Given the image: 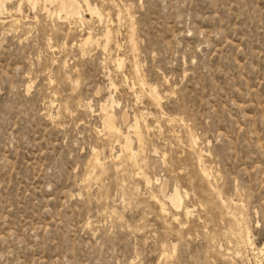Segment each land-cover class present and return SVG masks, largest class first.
Wrapping results in <instances>:
<instances>
[{
	"label": "rangeland",
	"instance_id": "1",
	"mask_svg": "<svg viewBox=\"0 0 264 264\" xmlns=\"http://www.w3.org/2000/svg\"><path fill=\"white\" fill-rule=\"evenodd\" d=\"M78 1L0 16V264H264V0Z\"/></svg>",
	"mask_w": 264,
	"mask_h": 264
},
{
	"label": "bare ground",
	"instance_id": "2",
	"mask_svg": "<svg viewBox=\"0 0 264 264\" xmlns=\"http://www.w3.org/2000/svg\"><path fill=\"white\" fill-rule=\"evenodd\" d=\"M21 1H24V0H21ZM29 2H31V3H33V5H36V4H38V3H42L43 5H44V7L46 8V6H47V3H55L56 5H57V10L55 11V12H57L59 15L60 14H62V13H64L65 14V16H66V18H67V16L70 14V15H72V16H77L80 20H81V22H83L84 21V18H83V15H82V12H81V6H80V3H79V1L78 0H28ZM8 2H11V0H0V16L2 15V14H7V13H9L10 11H9V8L7 7L8 5ZM83 2L85 3V5H86V7H87V9H88V11L91 13V15H97L99 18H101L102 17V14H101V12L100 11H98L96 8H93L92 6H91V4H90V2H89V0H83ZM18 12H20L21 11V7L17 10ZM0 19H1V17H0ZM18 20V19H17ZM13 21H16V20H13ZM0 22H1V20H0ZM18 21H16V23H17ZM106 34H104V42H105V45H104V48H106L107 49V47H108V45L110 44V42L112 41V39H113V33H112V30H109V31H107V32H105ZM98 43V41H95L94 40V38H93V36H92V34L90 33L85 39H83V40H81L80 41V43H79V46H81V49H85V48H87L89 45H91V47H92V44L94 43ZM116 42V41H115ZM134 43V42H133ZM93 44V45H94ZM119 44V43H118ZM117 44V45H118ZM135 45V44H134ZM135 48V47H134ZM84 53H86L85 51H84ZM123 60L122 59H120V58H116V62L118 63V65L121 67V65H122V62ZM115 62V63H116ZM116 65V64H115ZM138 68H139V65L137 66ZM119 68V67H118ZM135 69H137L136 67H135ZM136 72H137V70H136ZM135 72V73H136ZM139 73V72H138ZM141 76V75H140ZM138 78V77H137ZM143 79V78H142ZM144 80V79H143ZM144 82V81H143ZM142 82V83H143ZM141 83V84H142ZM143 85V84H142ZM143 86H145V85H143ZM149 86V85H148ZM147 86V87H148ZM146 87V88H147ZM150 89H151V86H150ZM145 91H148L149 93H150V90H145ZM153 91H154V93H155V95L158 97V98H162L161 97V95H160V93L157 91V88H153ZM147 92V93H148ZM148 93V94H149ZM149 96H151L150 94H149ZM153 98V97H152ZM159 99V100H160ZM161 101V100H160ZM158 103H159V101H157ZM114 104H115V102H112L111 103V106H114ZM88 105V104H87ZM158 106H159V104H158ZM161 106V105H160ZM159 106V107H160ZM88 107V106H87ZM109 103L108 104H106V105H101V109L104 111L103 113H104V118H103V120H104V122H103V126H104V130H105V132H106V134L108 135V136H110V137H114V136H116V137H118V139L120 140L122 137H124V132H123V130L121 129V127L117 124V122H116V118H115V115H114V113H112L111 112V110H109ZM142 116V115H141ZM136 118V117H135ZM122 119H123V122L124 121H126L127 120V115H126V113H123L122 114ZM139 119H140V117H139ZM139 119H135V123H134V125L133 126H130L131 127V129H133L134 131H135V134H136V138H137V140H139V143L141 144L142 142H143V136H142V133H141V119L139 120ZM144 119V118H143ZM173 120V119H172ZM128 121V120H127ZM176 121V120H175ZM145 127L147 128V129H149L150 127L149 126H147L146 124H145ZM103 130V131H104ZM145 130V129H144ZM147 131V130H146ZM134 133V132H133ZM134 134V135H135ZM105 135V134H104ZM143 135H145V134H143ZM132 137V136H131ZM194 137V136H193ZM125 138V137H124ZM123 139V138H122ZM121 139V140H122ZM131 139V138H130ZM145 139V138H144ZM120 140V141H121ZM193 141H195V140H193ZM191 142V141H190ZM197 142V141H196ZM129 144V143H128ZM127 144V146H129ZM144 144V143H143ZM130 146H131V143H130ZM142 146V145H141ZM193 146V145H192ZM195 147V146H194ZM197 147V146H196ZM196 147L194 148V149H196ZM122 149H123V147H121ZM126 148V147H125ZM124 148V149H125ZM131 148V147H130ZM123 149V150H124ZM122 150V151H123ZM125 150H129V149H125ZM131 150V149H130ZM194 152V151H193ZM127 153V152H126ZM120 154V153H119ZM122 154V153H121ZM128 154H131V155H129V156H131V157H129L130 158V162H131V164L133 165V166H136V165H139L140 164V159H139V157H140V154H141V150H139L138 149V151L136 150L135 152H134V150H132L131 151V153H129L128 152ZM124 155V154H123ZM202 155V154H201ZM99 156H100V154H99V152H97V151H94V155H93V158L91 159V161L89 162L90 163V166L91 167H93V170H94V168H99L100 166H102L103 165V163H105V161L101 164V160H100V158H99ZM116 156V155H115ZM123 157V156H122ZM198 157V156H197ZM202 157V156H201ZM116 158L117 159H121V155H118V156H116ZM115 158V159H116ZM126 158V157H125ZM200 159V158H199ZM203 159V158H202ZM201 159V160H202ZM119 160H116V161H119ZM125 160V159H124ZM144 160V159H143ZM113 162V163H117V162ZM122 161H123V158H122ZM129 162V163H130ZM198 162H199V160H198ZM204 162V161H203ZM111 163V162H110ZM126 163V162H125ZM128 163V162H127ZM201 164V163H200ZM113 165V164H112ZM116 165V164H115ZM119 165V164H118ZM204 165H206V164H204ZM203 165V166H204ZM124 166V165H123ZM128 166V165H127ZM207 166V165H206ZM101 168H103V167H101ZM101 168H99V169H101ZM132 168V167H131ZM207 168V167H206ZM118 170V169H117ZM208 170H209V168H208ZM99 171H101V170H99ZM105 172V171H104ZM118 172V171H117ZM140 173L139 174H141V176H143L145 179H146V182H147V185H149L151 182V180L150 179H148L147 177H146V174L144 173V171H139ZM206 170L204 169L203 170V174H204V177H207L206 176ZM202 178H203V176H201ZM211 178V177H210ZM208 179V178H207ZM209 182V181H208ZM213 185V184H212ZM213 188V187H212ZM177 196V195H176ZM178 196H180V195H178ZM175 198V197H174ZM173 198V199H174ZM178 198V197H177ZM157 199V198H156ZM222 199V198H221ZM158 200V199H157ZM175 200V199H174ZM179 201V200H178ZM158 203H159V206H160V213L162 214V215H164V216H166V214H167V212H168V208L166 207V205H165V203H162L161 201H157ZM175 203V202H174ZM179 203V202H178ZM183 205V204H182ZM240 205V204H239ZM185 206V205H184ZM181 207V206H180ZM179 208V207H178ZM181 209H183L182 207H181ZM189 209L190 208H188L187 209V207H186V209H184V210H186V214H187V216H188V214L190 213V211H189ZM180 210V209H179ZM179 212V211H178ZM185 212V211H184ZM230 212V211H229ZM232 214H234V213H232ZM181 215V214H180ZM183 215H185V214H183ZM235 215V214H234ZM230 216V215H229ZM234 218V217H233ZM229 220V219H228ZM176 221V220H175ZM177 221H178V219H177ZM229 222H232V221H229ZM233 223V222H232ZM236 223H237V221H236ZM238 224H239V222H238ZM239 225H241V224H239ZM240 237V236H239ZM248 238V237H247ZM247 240V239H246ZM250 243V242H249ZM249 245V244H248ZM254 245V244H253ZM255 247V246H254ZM256 248V247H255Z\"/></svg>",
	"mask_w": 264,
	"mask_h": 264
}]
</instances>
